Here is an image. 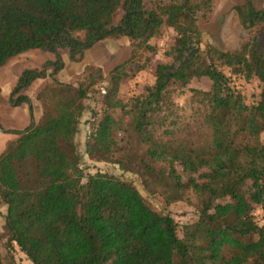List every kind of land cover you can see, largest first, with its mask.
<instances>
[{
  "label": "trees",
  "instance_id": "1",
  "mask_svg": "<svg viewBox=\"0 0 264 264\" xmlns=\"http://www.w3.org/2000/svg\"><path fill=\"white\" fill-rule=\"evenodd\" d=\"M186 6L187 0H0V67L31 50L54 55L41 69L22 71L12 88L14 106L27 104L31 122L0 152L4 231L30 264H264V47L252 31L232 52L200 48L197 18L183 12ZM239 17L264 28V9L249 0ZM164 29L175 33L170 62L154 64L152 84L116 116L121 71L143 70L138 58ZM106 37H125L131 49L108 80L92 64L75 84L55 77L64 68L60 51L78 62ZM203 76L211 85L189 90L184 113L173 95ZM237 76L257 79L254 102L245 104L230 87ZM47 78L35 94V122L19 92ZM96 86L98 111L90 114L84 154L137 175L164 206L191 205L194 222L179 226L115 175H85L74 138ZM254 206L261 224L252 218Z\"/></svg>",
  "mask_w": 264,
  "mask_h": 264
},
{
  "label": "rangeland",
  "instance_id": "2",
  "mask_svg": "<svg viewBox=\"0 0 264 264\" xmlns=\"http://www.w3.org/2000/svg\"><path fill=\"white\" fill-rule=\"evenodd\" d=\"M151 0H144L148 4ZM254 10L264 9V0H249ZM244 5V0H187V6L183 11L185 14L195 13L200 36V48L210 45L218 51L232 52L246 42L248 33L257 32L256 36L258 41L264 47V28L258 25H250L248 21L245 23L241 21L239 12ZM121 17L120 12L115 16L114 22L117 23ZM174 32L172 29H164L162 33L150 40L153 50L145 51L140 55L138 61L141 63L145 60V67L143 70L138 69V66H126L121 72L123 81L118 87L117 98L114 101L116 109L115 115H119V107L131 96L141 93L145 85H150L154 81L153 67L154 64H165L170 62L169 57L166 55L169 47L174 39ZM94 55L98 58V64H93L102 69L103 74L108 80L109 73L119 64L125 62L131 53V49L127 38L114 37L104 38L93 49ZM64 56L66 51H60V55ZM52 60L54 55L52 52L46 50H31L17 56L11 64V69L17 72L25 69H41L46 60ZM67 59V57H66ZM82 58L77 64L76 70L65 68L63 70L65 81L64 83L75 84L78 77L83 72L85 66L81 62ZM48 69V67H47ZM9 75L6 72L2 73L0 69V83L9 80ZM42 79L41 81L31 84L25 92L31 97V113L33 121H37L41 114L40 103L35 98V94L39 89L48 81ZM106 84V82H104ZM211 85L208 77H198L193 79L188 86H185L182 94H174L173 101L180 107L184 113L188 112L187 99L190 89L207 90ZM259 83L255 77L244 79L241 76L233 77L230 82V87L238 92L245 104L252 103L256 100L259 91ZM98 86L94 87V91L89 94L88 98L84 101L86 111L80 117L81 123L79 132L74 138L75 150L80 157V167L83 169L85 175L94 174L96 172H107L115 175L120 179L132 183L138 190L140 196L147 204L158 211L159 213H167L170 217L178 223L179 226L194 222L196 214L191 205L187 203H175L169 206H164L159 195H152L144 191L141 182L137 175L123 172L119 170L116 165L106 163L105 161L91 158L84 154V144L88 137L91 128L90 114L98 111ZM19 93H23L20 91ZM9 103L12 104L15 96H10ZM27 105V104H26ZM9 106L8 103L0 102V146L2 143H7V139L12 135L16 138L17 135L13 132L23 131L26 129L31 120L27 109H20ZM94 117H97L96 115ZM90 118V119H89ZM12 134V135H11ZM260 141L264 144V133L259 137ZM4 144V145H5ZM3 212V208L1 207ZM252 218L258 223H263V215L258 206H254L252 211ZM0 256L2 264H30L24 256L17 251L15 246L10 243L9 237L4 231L2 217L0 215Z\"/></svg>",
  "mask_w": 264,
  "mask_h": 264
},
{
  "label": "crops",
  "instance_id": "3",
  "mask_svg": "<svg viewBox=\"0 0 264 264\" xmlns=\"http://www.w3.org/2000/svg\"><path fill=\"white\" fill-rule=\"evenodd\" d=\"M103 40V39H102ZM102 40H100V41H102ZM100 41H97L96 43H94L92 46H91V48L90 49H88V50H86L85 52H84V54H83V56H82V60H81V62H82V64L83 65H86V64H91V63H93V64H98V58L94 55L95 53L93 52V48L100 42ZM25 53V52H24ZM23 54V53H22ZM22 54H19L18 56H21ZM17 57V56H16ZM16 57H13V58H11V59H9L7 62H6V64L3 66H1L0 67V69H2V73H4V72H6L7 73V75H9L10 77H9V80H7V82H5V81H3L2 80V82L0 83V102H3V103H8L9 104V106H11V107H15L14 106V104L12 103V104H10L9 103V100H10V93H11V90H12V88L16 85V83H17V80H18V78H19V76L21 75V73H22V71H24L25 69H32V68H25V69H22V70H20V71H16V70H14V69H11L10 67H8V66H10L11 64H13V60H16L15 58ZM60 57H61V60H62V63H63V69L55 76L58 80H60V81H62V82H66L65 81V78H64V74H63V70L65 69V68H70V69H73V70H76V66H77V64H79V63H74V62H70L69 60H68V56H67V52H66V54H64V56H63V54L62 55H60ZM66 57H67V59H66ZM48 60H50V58H48ZM78 70V69H77ZM76 70V71H77ZM51 71V69L50 68H48L47 69V72H50ZM42 79H39V80H36V83L37 82H39V81H41ZM34 83V82H33ZM38 84V83H37ZM31 86V85H30ZM29 87V86H28ZM28 87H26V88H24V89H22L21 91L23 92V93H20V95H22V96H25V97H27V99L29 100V105L31 104V97L25 92V90L28 88ZM16 97V96H15ZM16 108H22V109H24V110H26L27 109V105L26 104H20L19 106H17ZM12 135V134H11ZM13 138H15L13 135H12V137L11 138H9V139H7V142H9V141H11ZM5 143H2L1 144V146H0V152L1 151H3V149H4V147H5V145H4Z\"/></svg>",
  "mask_w": 264,
  "mask_h": 264
}]
</instances>
